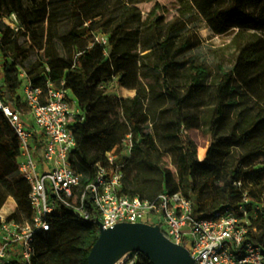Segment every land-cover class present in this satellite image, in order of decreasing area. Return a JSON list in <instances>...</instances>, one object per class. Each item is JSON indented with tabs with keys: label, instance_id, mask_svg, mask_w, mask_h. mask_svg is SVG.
Segmentation results:
<instances>
[{
	"label": "trees",
	"instance_id": "16d2710c",
	"mask_svg": "<svg viewBox=\"0 0 264 264\" xmlns=\"http://www.w3.org/2000/svg\"><path fill=\"white\" fill-rule=\"evenodd\" d=\"M146 1L0 0V51L6 84L5 91L0 92V101L21 111L27 106L18 94L22 70L35 85L47 88L50 81L56 87L64 86L77 98L84 115V120L74 125L77 146L71 157L73 167L82 174V190L93 180L96 165L106 164L108 153L115 148L121 150L130 135L132 153L119 159L124 171L123 194L153 199L166 191L181 192L193 200V214L197 218L211 216L225 204L238 209L247 195L249 212L254 210L255 203L262 204L250 218L251 227L257 231L249 233L261 243L264 241V74L242 85L237 81L235 66L218 56L210 61L198 54L201 39L195 13L184 12L170 19L164 33L157 27L144 33L142 4ZM207 1L215 6L207 25L216 34L237 31L239 35L253 30L263 35L262 43L240 44L236 53L238 61L257 49L264 50V0ZM3 12L17 14L18 31L3 21ZM99 31L109 37L108 54L94 41V34ZM23 38L29 39L22 41ZM139 46L145 52L143 56L137 51ZM32 51L38 53L35 59ZM183 67L189 89L176 80V70ZM148 70L154 71L158 78L148 83L147 99L158 103L161 114L166 113L168 106L174 113V119L164 125L173 138L180 139L179 128L191 127L189 113L183 110L189 94L194 91L196 96L203 97L213 91L209 124L212 139L206 157L199 160L196 145L180 141L177 173L156 162L161 157V148L154 133L148 130L150 115L141 110L146 98L141 92L142 78H146ZM211 80V86H207ZM113 81L137 93L133 98L106 94L104 85ZM227 126L230 134L221 135ZM227 145L244 149L230 167L214 159V152ZM20 156L18 135L0 108V212L12 196L17 206L10 217L24 221L31 218L32 209L30 187L19 172ZM258 164L262 165L259 169ZM144 165L156 171L158 178L142 177L140 170ZM91 209L90 220L77 218L67 210L52 231L40 232L33 263L88 264L100 235L98 211ZM136 254L139 256L136 264H152L144 254Z\"/></svg>",
	"mask_w": 264,
	"mask_h": 264
},
{
	"label": "built area",
	"instance_id": "2783aa9c",
	"mask_svg": "<svg viewBox=\"0 0 264 264\" xmlns=\"http://www.w3.org/2000/svg\"><path fill=\"white\" fill-rule=\"evenodd\" d=\"M5 23L20 29L16 13L8 15ZM94 41L108 54L110 40L105 33L96 32ZM20 78V96L30 109L29 118L4 101L0 108L20 140L19 172L30 187L32 216L21 221L11 218L12 213H0V264H34L38 234L52 231L67 210L90 220L91 207L98 211L105 229L123 222L160 225L168 239L189 249L195 264H264V241L249 235L250 230L257 231L250 218L262 204L255 203L249 212L247 195L238 209L225 204L211 216L197 218L193 200L181 192L166 191L153 199L123 194L124 171L119 159L132 153L130 135L121 150L108 153L106 164L96 165L93 180L82 190V174L71 162L77 146L74 125L84 120L77 98L71 97V90L50 81L47 88L35 85L24 70ZM5 87L0 68V92Z\"/></svg>",
	"mask_w": 264,
	"mask_h": 264
},
{
	"label": "rangeland",
	"instance_id": "374dc122",
	"mask_svg": "<svg viewBox=\"0 0 264 264\" xmlns=\"http://www.w3.org/2000/svg\"><path fill=\"white\" fill-rule=\"evenodd\" d=\"M215 6L210 4L207 0H147L142 4V11L144 15L142 31L144 33H150V31L157 27L160 32H165V27L170 19L182 15L184 12L189 14L195 13V24L198 25V35L201 39V47L197 50V53L202 57H208L210 61L213 57H219L225 63L231 66H235V75L237 81L242 85H246L251 80L264 74V50L257 49L251 55H248L246 59H237V51L240 44L248 43H262L263 35L258 31L246 30L237 35V31H230L228 33L219 35L213 32V30L207 25V21L214 14ZM3 21L8 17L7 12H3ZM29 38H23L22 41ZM261 46V45H260ZM139 55L143 56L145 52L141 51V46L137 48ZM32 57L35 59L38 57V53L32 51ZM4 58L0 55V68L3 70ZM178 77V83L181 86H186L189 89L190 82L186 75V67L176 70ZM158 78L157 74L152 70H148L146 78H142L141 92L144 97V103L141 110L150 115L151 121L148 126V130L153 132L157 143L161 148V157L156 160L163 167L170 169L172 172L177 173V158L180 154L178 148L180 141L191 142L197 147V156L199 160H203L199 156L200 148L206 149V154L211 144V136L209 134V124L213 113L214 102L212 100L213 91L203 97L195 95L194 91L189 94L187 101L183 104V110L189 113L191 127L184 126L179 132V138H173L168 134V130L164 126L169 124L170 120L174 119V113L169 106L165 114H161L158 109V103L147 99L149 94V85L155 79ZM212 80L208 82L207 86H211ZM185 88V90H187ZM105 93L117 98H133L137 93L136 90L122 87L117 81L110 82L104 85ZM18 94H21L18 91ZM74 98V94L70 93ZM23 100V98H22ZM24 102V100H23ZM170 109V110H169ZM22 111L25 117L29 118L30 109L28 106H23ZM124 113V112H123ZM123 124L126 123V118H122ZM173 127V126H171ZM230 134V128L227 126L221 135ZM170 136V137H169ZM219 149V147H218ZM243 148L236 147L234 145H227L222 147L221 150L214 152V159L221 161L227 165L232 166L236 164L239 155L243 152ZM262 165L258 164L257 169ZM140 175L149 180L158 178V173L148 168V166H142ZM16 201L11 196L8 198L6 204L3 206L1 212L4 215H9L16 209ZM0 212V213H1ZM139 260V256L136 253L128 254V257L123 264H136Z\"/></svg>",
	"mask_w": 264,
	"mask_h": 264
},
{
	"label": "water",
	"instance_id": "95a60500",
	"mask_svg": "<svg viewBox=\"0 0 264 264\" xmlns=\"http://www.w3.org/2000/svg\"><path fill=\"white\" fill-rule=\"evenodd\" d=\"M98 225L88 264H117L130 253H142L152 264H195L189 249L168 239L160 225L123 222L105 229L99 220Z\"/></svg>",
	"mask_w": 264,
	"mask_h": 264
},
{
	"label": "bare ground",
	"instance_id": "6f19581e",
	"mask_svg": "<svg viewBox=\"0 0 264 264\" xmlns=\"http://www.w3.org/2000/svg\"><path fill=\"white\" fill-rule=\"evenodd\" d=\"M199 156L202 159L206 156V149L205 148H200ZM127 257H128V255H126L124 258H122L117 264H123Z\"/></svg>",
	"mask_w": 264,
	"mask_h": 264
},
{
	"label": "crops",
	"instance_id": "0c3cea01",
	"mask_svg": "<svg viewBox=\"0 0 264 264\" xmlns=\"http://www.w3.org/2000/svg\"><path fill=\"white\" fill-rule=\"evenodd\" d=\"M205 157H206V156H205ZM205 157H204V158H205ZM1 213H2V212H1Z\"/></svg>",
	"mask_w": 264,
	"mask_h": 264
}]
</instances>
